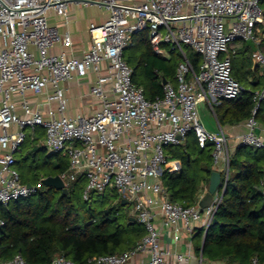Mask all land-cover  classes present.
Wrapping results in <instances>:
<instances>
[{
  "label": "built area",
  "instance_id": "2783aa9c",
  "mask_svg": "<svg viewBox=\"0 0 264 264\" xmlns=\"http://www.w3.org/2000/svg\"><path fill=\"white\" fill-rule=\"evenodd\" d=\"M262 1L0 0V204L6 206L45 186L41 178L28 187L15 156L28 137L27 128L40 126L45 130L41 146L69 161L68 169L59 174L67 186L83 175L85 199L92 192L112 190L118 201L134 204V218L144 226L145 234L134 247L95 256L87 264H211L202 252L195 258L192 238L197 230L205 236L213 225L230 178L232 149L222 127L218 132L207 129L199 104L205 102L214 111L216 104L238 97L245 89L233 75L232 43L251 40L256 47L253 62L264 68ZM72 3L94 4L109 12L104 23L91 24L92 44L81 57L51 53L55 44L71 46L73 40L70 32L61 34L50 25L48 14L53 10L68 23ZM144 30L156 54L166 56L167 45L183 56L177 85L167 82L164 95L153 100L134 83V69L125 58L126 49ZM187 47L202 55L199 71L188 59ZM91 70L98 72L90 93L100 99V109L89 116L67 117L63 83ZM29 93L46 94V114L32 106ZM13 94L22 97V115ZM263 99L264 87L255 93L247 130L238 136L240 145L264 148L256 119ZM53 102L57 107L50 106ZM189 132H194L200 148L212 146L215 170L221 169L223 176L222 188L205 208L199 201L191 206L172 201L162 182L171 163L168 147L183 143ZM175 170L178 167L172 164L170 171ZM261 191L264 198V168ZM159 218L175 242L182 240L183 230L188 233L186 251L172 250L162 242ZM0 264L28 263L16 254ZM52 264L76 263L60 255ZM252 264L260 263L254 258Z\"/></svg>",
  "mask_w": 264,
  "mask_h": 264
},
{
  "label": "trees",
  "instance_id": "16d2710c",
  "mask_svg": "<svg viewBox=\"0 0 264 264\" xmlns=\"http://www.w3.org/2000/svg\"><path fill=\"white\" fill-rule=\"evenodd\" d=\"M263 5L264 0L261 2L262 9ZM138 43L145 48L137 65H132L133 81L144 89L148 99L162 97L163 79L175 84L183 56L167 45L169 58L156 54L148 36ZM138 43L134 39L132 46ZM243 47L251 51L246 41ZM186 52L195 70L199 71L202 55L190 47ZM232 65L233 75L245 89L238 97L224 99L214 106L222 125L246 121L256 105V86L262 84L264 87V69L253 65L251 55L239 58L238 54H232ZM256 119L264 126V99L259 103ZM37 139L31 140L33 143L29 152V156L35 158H38L39 151H46L36 142ZM35 146L38 148L34 149ZM168 154L169 161H181L179 173L170 171V163L162 175L171 200L184 206L196 204L214 170L212 146L200 148L194 132H189L183 143L168 147ZM54 155L58 157V162L52 170L33 173V177L21 174L23 182L36 184L41 178L65 172L69 161L62 154L45 156L39 166L51 165L48 158ZM19 163L17 160L16 165ZM263 168L264 148L239 145L231 153L230 178L216 213L219 223L211 225L205 236L201 230L193 237L197 240L196 251H203L209 262L252 264L257 258L260 264L264 263ZM85 186L86 179L82 175L68 184L67 194L55 187L43 186L6 206L0 204V219L4 220V225L0 226V262L21 254L28 264H52L60 255L76 264H87L95 256L120 253L134 247L144 236L145 229L137 228V221L131 219L133 216L130 213H118L120 201L102 209L95 208V196L103 193L92 192L90 198L85 199Z\"/></svg>",
  "mask_w": 264,
  "mask_h": 264
},
{
  "label": "crops",
  "instance_id": "0c3cea01",
  "mask_svg": "<svg viewBox=\"0 0 264 264\" xmlns=\"http://www.w3.org/2000/svg\"><path fill=\"white\" fill-rule=\"evenodd\" d=\"M85 7L87 9H85ZM68 17H69V22L66 23L65 19L62 16L58 15L55 11L50 10L48 14V21L50 25L57 27L61 34H64L67 31L70 32L73 40V44L71 46H64L62 43L55 44V46L51 50V53L58 54L64 51L68 57H81L87 50H89L92 44V38L90 34L91 24L104 23L109 17V12L107 11L104 13L101 9L96 7V5L89 7V6H83L72 3L69 5L68 8ZM243 43L244 41L239 40L235 42L234 45L231 46V49L235 50V53L233 54L234 55L238 54L239 58L248 57L249 55H251L253 61V52H254L253 47L250 46L251 51L246 50L243 47ZM253 65L257 66L254 64V62ZM97 77H98V72L95 70H91L84 77L75 76L71 80L63 83L67 98V109L65 111V115L67 117H76L77 115L80 114L89 116L96 113L100 109L101 106L100 99L97 96L92 95L90 93V88L97 80ZM249 80H252V76H249ZM262 86H263L262 84L256 86L255 91L261 90L260 88H262ZM49 91H51V89H49ZM27 97L30 100L32 106L39 107L43 113L45 114L47 113L49 106L45 104L46 94L34 95L32 93H29ZM1 99L2 97L0 95V102ZM12 99L18 104V112L22 115L23 110L20 106L22 97L18 94H13ZM50 106L55 108L57 107V103L53 102ZM199 112L201 119L205 124V126L207 127V129L213 132H218L220 131V127H222L225 130V132L229 136L232 152L240 145L238 141V136L245 133L247 130L245 121L236 124L222 125L217 117L215 110L212 111L211 108H209V106L205 102H201L199 104ZM258 133L262 134L264 137V126L261 124L258 129ZM167 153H168V149H167ZM170 162L173 165H176V167H178V170H175V173H179L181 169V161L175 159ZM213 168L215 170L214 165ZM217 170L221 171V169H217ZM207 187L208 186H205L203 188V192L201 196L204 194ZM157 224L162 229L161 240L166 246L170 247L172 250H179V251L187 250V244L191 238L189 237L188 233L185 230H183L182 240L179 242H175L173 240L172 231L162 226V221L160 218L157 220ZM199 231L197 230L196 233H198ZM192 242H193V253L196 258L199 256L201 252L203 253V251L200 252L196 251L195 243L197 242V240H193L192 238ZM142 255L146 257L145 256L146 254H142ZM135 259L136 260L139 259V256L136 257ZM211 264H227V263L214 262Z\"/></svg>",
  "mask_w": 264,
  "mask_h": 264
},
{
  "label": "rangeland",
  "instance_id": "374dc122",
  "mask_svg": "<svg viewBox=\"0 0 264 264\" xmlns=\"http://www.w3.org/2000/svg\"><path fill=\"white\" fill-rule=\"evenodd\" d=\"M90 6H95V5L94 4L89 5V7ZM96 7L101 9L104 13L107 12L106 8H104V7H100L98 5H96ZM85 9H87V8L85 7ZM263 9H264V5H263ZM145 36H148V32L146 30L137 34L135 36L136 42L138 43ZM234 44L235 43H232L231 46ZM144 48H145V45H143L142 43H140V44L138 43L135 46L130 45L126 49L125 58L131 66L137 65L138 58L142 55ZM186 51H187V48H186ZM167 55L166 56L169 58L170 53L168 52ZM175 81L176 82L174 85H177V77H176ZM27 134H28V138L26 139V142L20 147L18 152H16V154H15L16 159L19 160V162H20L17 166L18 170L20 171V173L24 177H27V176L33 177V175H34L33 173H36V172H40V173L49 172L50 170H52V168L58 162V157L56 155L50 156L48 158L51 165H46V166H39V164H42L44 162L45 156H49L48 150L39 151L38 158L29 156L30 147L32 145L31 140L36 137V138H38L36 140V142L40 143V145H42V143L44 141V137H45V130L40 126H37L35 128L29 127V128H27ZM118 198L119 197L116 195V193H114L112 190L108 189L103 194H99V195L97 194L94 198L93 204H94L95 208L102 209L106 205L116 204L118 202ZM126 212L130 213L134 217L135 212H134V204L133 203H129L126 206H122V205L120 206L118 213L120 215H122L123 213H126ZM137 228L143 229L144 226L137 222Z\"/></svg>",
  "mask_w": 264,
  "mask_h": 264
},
{
  "label": "water",
  "instance_id": "95a60500",
  "mask_svg": "<svg viewBox=\"0 0 264 264\" xmlns=\"http://www.w3.org/2000/svg\"><path fill=\"white\" fill-rule=\"evenodd\" d=\"M247 44L252 46L254 50L256 49L254 43L251 40H248ZM166 83H167V80L163 79V84H166ZM37 148H38L37 146L34 147V149H37ZM222 181H223L222 173L218 170H213L211 177H210L208 187H207L206 191L204 192V194L199 199V205L202 208L208 207L211 204L215 193L220 189V187L222 185ZM43 183L47 187H55L56 189L62 190V192L64 194L68 193V187L59 174L58 175H49V176L44 177ZM27 185H28V187L32 186L31 183H27ZM224 194H225V192L223 193V196H224ZM120 204L122 206H126L129 204V201L127 199H122L120 201ZM114 205H116V204H114ZM131 219L135 220L134 217H131ZM218 223H219V220H218V218L215 217L213 225H216Z\"/></svg>",
  "mask_w": 264,
  "mask_h": 264
}]
</instances>
